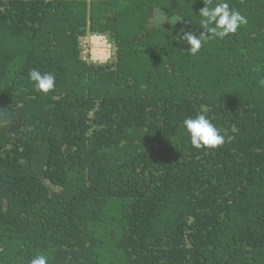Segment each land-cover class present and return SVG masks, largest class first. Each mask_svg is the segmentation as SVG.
I'll return each mask as SVG.
<instances>
[{
	"label": "trees",
	"instance_id": "obj_1",
	"mask_svg": "<svg viewBox=\"0 0 264 264\" xmlns=\"http://www.w3.org/2000/svg\"><path fill=\"white\" fill-rule=\"evenodd\" d=\"M203 2L0 0V264H264V0L191 56ZM204 109L215 149L181 132Z\"/></svg>",
	"mask_w": 264,
	"mask_h": 264
},
{
	"label": "clouds",
	"instance_id": "obj_2",
	"mask_svg": "<svg viewBox=\"0 0 264 264\" xmlns=\"http://www.w3.org/2000/svg\"><path fill=\"white\" fill-rule=\"evenodd\" d=\"M199 21V29L189 28L179 36L180 44H187V54L196 56L202 47L211 39L223 40L230 34L248 23L247 17L237 8L233 7L229 0H206L203 7L196 13ZM181 19V18H180ZM192 24L191 22H189ZM92 62L106 63L111 57V44L105 35H97L91 40ZM28 79L36 92L47 94L54 91L56 77L50 72H41L33 69L28 73ZM264 85V80L260 81ZM207 110L193 116H186L181 123V132L186 135L191 146L196 149H215L225 143V137L221 134L211 119L207 116ZM50 257L43 253H37L29 260V264H49Z\"/></svg>",
	"mask_w": 264,
	"mask_h": 264
},
{
	"label": "rangeland",
	"instance_id": "obj_3",
	"mask_svg": "<svg viewBox=\"0 0 264 264\" xmlns=\"http://www.w3.org/2000/svg\"><path fill=\"white\" fill-rule=\"evenodd\" d=\"M92 38L93 37H91L90 35H86V36H84V37H82L80 39V46L82 48V50H81V56L85 60H91L92 61V59H91V57H92V51H93V46H92V43H91Z\"/></svg>",
	"mask_w": 264,
	"mask_h": 264
},
{
	"label": "built area",
	"instance_id": "obj_4",
	"mask_svg": "<svg viewBox=\"0 0 264 264\" xmlns=\"http://www.w3.org/2000/svg\"><path fill=\"white\" fill-rule=\"evenodd\" d=\"M96 35H100V34H92V35H90L91 37H95Z\"/></svg>",
	"mask_w": 264,
	"mask_h": 264
}]
</instances>
